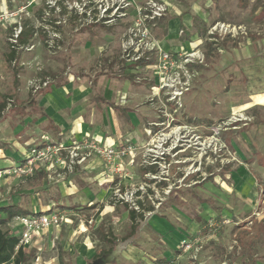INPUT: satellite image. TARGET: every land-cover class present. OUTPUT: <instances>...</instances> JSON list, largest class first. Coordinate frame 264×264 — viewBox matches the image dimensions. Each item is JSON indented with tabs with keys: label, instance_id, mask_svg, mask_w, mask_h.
Instances as JSON below:
<instances>
[{
	"label": "rangeland",
	"instance_id": "1",
	"mask_svg": "<svg viewBox=\"0 0 264 264\" xmlns=\"http://www.w3.org/2000/svg\"><path fill=\"white\" fill-rule=\"evenodd\" d=\"M145 1H136V4ZM263 1L250 0L244 7L245 21L231 23L246 28L245 39H229L232 40L229 42L227 39L216 42H209L206 38L201 41L191 39L182 46L178 53L185 56L198 51L203 59L188 63L190 78L179 79L180 84L175 83L171 89L154 90L160 80L155 68L145 70L142 66L137 74H132L130 79L127 77L125 64L131 62L122 58L121 45L128 27L133 24L134 8L133 20L115 38L119 44L118 53L110 39L82 34L109 32L108 28L91 27L80 34L65 32L62 48L54 54L37 49L19 54L18 102L27 101L29 96L39 99L43 91L53 87L54 78L51 76L52 83L40 93L30 91L29 81L54 73L57 79L67 80L73 88L82 84L90 88L93 100L89 104L95 102L102 106L101 109L110 111L103 100L96 99L107 95L108 101L131 110L130 120L134 126H128L111 112L109 119L103 113V122L110 120L117 125L121 139H128L135 130L143 143L156 145L159 133L173 135L171 130L180 127V132H188V141L184 144H189L187 148L177 144L169 152L165 160L169 164V183L174 184L173 190L154 214L138 219L135 231H131L124 207L117 204V210L111 212L108 207L113 201L109 194L89 184V176L82 175L86 179L78 177L75 182L81 188L82 184L90 186L92 196L84 194L77 198L76 207L82 208L70 212L69 222L60 225L53 234L43 235L24 245V264H91L94 255L111 246L102 237L108 230L112 231L116 241L111 254L105 256L101 264H154L158 259L174 256L175 252L178 254L174 256L173 264H264V111L258 108L264 96L254 95L264 85ZM235 12L234 7L230 13L234 15ZM255 13L260 15L253 18ZM153 27V41L161 47L153 34ZM242 40L250 41V44L238 45L237 42ZM6 49L0 35V65ZM227 50L231 58L225 54ZM249 51L256 53L251 61L243 59ZM222 55L229 60L221 69L218 65L222 62ZM150 58L155 65V56ZM145 71L157 78L156 85L149 86L144 81L147 78ZM11 89L12 77L0 66V92ZM174 92L181 93L179 100L167 102L164 98ZM133 94H139L140 98L132 101ZM88 119L96 123L91 126L98 125V119ZM212 127L215 129L213 139L209 138L213 134ZM149 129L159 131L149 136ZM196 136L201 137L199 142L195 140ZM27 141L24 135L16 137L8 125H0V145L14 151V159ZM181 148L187 150L185 155L191 159H184ZM152 149V153L157 151L154 147ZM174 153L177 155L172 156ZM138 162L137 159L134 169L139 166ZM195 174L199 176L193 179ZM27 180L0 179V205L17 200L21 205L30 206L34 201L50 197L44 191L53 190L60 183L51 179L46 189L35 190L39 191L38 195L31 197L33 191L30 188L41 185V182ZM194 180L199 182L194 184ZM141 181L135 177L132 183ZM89 219L92 221L87 223ZM0 228L8 233L14 232L15 228V236L21 231L13 224ZM185 241L191 249L185 248Z\"/></svg>",
	"mask_w": 264,
	"mask_h": 264
},
{
	"label": "built area",
	"instance_id": "2",
	"mask_svg": "<svg viewBox=\"0 0 264 264\" xmlns=\"http://www.w3.org/2000/svg\"><path fill=\"white\" fill-rule=\"evenodd\" d=\"M9 3V9L0 10V27L6 32L8 47L18 55L32 52L37 47L54 54L61 50L65 32L78 34L91 27L112 28L128 17L129 11L134 8L135 18L125 33L121 54L122 58L131 63L140 60L152 61L150 56H155L156 64L146 66L148 69L155 68L157 76L160 77L154 90L164 87L171 89L175 83L180 84L181 78L188 80L190 74L187 64L195 60L201 62L203 59V55H198V51L185 56L182 53L172 56L153 41L151 28L166 15L169 8L164 0H146L141 5H137L136 0H9ZM30 19H33V35L27 43H22L20 39L24 24ZM206 35L209 42L238 40L247 37V30L242 25L217 21L208 27ZM12 64L18 67L17 61H13ZM51 83V76L44 75L30 80L29 88L32 93H38L48 88ZM180 95L181 93L174 92L164 99L173 102L179 100ZM179 128L171 130L173 135L170 133L168 135L159 133V137L156 135V145L145 142L139 145L130 143L117 147L102 146L96 140L88 138L80 141L72 139L65 143L43 135L40 141L24 152L19 162L0 169V179H26L42 171L50 179L56 177L65 180L78 168H86L91 159L98 158L103 166L105 182L113 185L111 187L113 203L123 205L143 217L150 216L160 209L173 190L174 184L169 183V164L165 159L177 144L185 145L188 132L182 133ZM158 131L159 129L155 131L149 129L148 135L151 136ZM211 131L213 134L209 138L213 139L214 127ZM200 139V136H196L195 140L199 142ZM203 146L204 144L201 149ZM152 147L157 149L155 153H152ZM185 147H189V144ZM175 155L177 153L172 156ZM137 159L139 166L155 167L156 172L148 171L141 182L122 186L121 179L128 175L126 167H133ZM198 182L193 181L194 184ZM105 185L100 183L102 187ZM147 207L151 210L147 211ZM69 213L61 210L14 218L13 226L21 229L18 235L19 246L24 247L33 236L68 223ZM184 244L186 249H191L189 243L185 241Z\"/></svg>",
	"mask_w": 264,
	"mask_h": 264
},
{
	"label": "crops",
	"instance_id": "3",
	"mask_svg": "<svg viewBox=\"0 0 264 264\" xmlns=\"http://www.w3.org/2000/svg\"><path fill=\"white\" fill-rule=\"evenodd\" d=\"M137 2H141V0H136ZM169 8L168 14L157 21L155 27H153V34L158 38V41L164 51L169 52L172 56H176L178 51L182 48V46H186L191 39L201 41L206 38L208 27L217 21H225L228 23H237L245 21V13L244 7L240 6L239 0H164ZM237 10V12L232 15L230 13L231 9ZM10 8L9 0H0V10H5ZM222 13V14H221ZM256 18L260 15V13H255ZM134 12L132 9L129 11L128 17H126L121 23L118 25L108 28L109 32L107 33H99L98 31L85 32L82 34L84 36H88L90 38H95L96 36L104 37L110 39L113 48L116 49L117 53L119 51V44L116 42L115 38L119 36L124 29L130 24V21L133 20ZM218 18V20H216ZM233 21V22H232ZM27 26L32 27L33 19L26 21ZM80 32V33H81ZM79 33V34H80ZM203 36H202V35ZM0 35L4 39V43L6 44V32L3 28L0 27ZM226 41H232L227 39ZM240 41V40H239ZM236 42V41H233ZM238 45H243V47L248 46L250 41L237 42ZM211 44L208 45L210 48ZM37 50L44 51L43 48L37 47ZM8 53V47L6 52L2 56L1 68L6 71L12 77V89L11 91L0 92L1 94H10L13 93L14 104L10 110H5L2 114V118L0 119V125L6 124L13 132H15L16 137L24 135L26 140H28L27 144L20 147V153L16 159L12 156L14 151L8 150L4 145H0V169L11 167L13 164L19 162L24 152L33 144L37 143L38 139L45 134L50 136L53 140L69 143L72 139L80 141L85 138L94 139L102 146H122L126 144H142L143 140L139 139L136 135L135 130L132 131L128 135V139H121V134L117 130L118 126L111 123L110 120H107V123L103 122V113L106 114L107 119H109V114H114L117 117L121 118L128 126L134 123L130 120V115L133 113L131 110H127L121 106L115 105L114 103L108 101L107 95L105 97L97 96V100H103V102L108 106L110 111H106L101 109L95 102L89 104L93 100V93L90 88H87L85 85H79L77 88H73L74 86L65 79H57V76L54 73L52 77L55 80V83L52 84V88L46 91H43L39 99L34 98L33 96H29L27 101L18 102L17 93L19 89V85L13 92V87L15 85L14 78L12 74L6 68L4 64V56ZM225 54H228L231 58V53L227 50ZM256 56L255 52H248L247 56H243V59H254ZM19 57V55H18ZM229 57L222 55V62L219 63V68H225V62L229 60ZM117 58V57H116ZM258 59V58H257ZM239 60V58H236ZM261 60V59H259ZM153 61H148L144 63V65L136 64V63H128L125 64V71L127 73V77L130 79L132 74H137L139 71V67H142L145 70H150L146 68L148 64H151ZM216 66V65H215ZM145 75L147 76L144 81L149 85L153 86L157 84V78L153 77V75L149 71H145ZM18 78V75H17ZM19 80V78H18ZM57 82H62L60 87L56 86ZM19 83V82H18ZM95 84V82H94ZM257 93V94H256ZM254 95L264 96V85L262 86V90L260 92H255ZM132 101L140 98L139 94H133ZM251 98V96H250ZM235 100H239V98H234ZM258 104V103H256ZM255 104V105H256ZM102 107V106H101ZM9 108V106H8ZM260 111H264V101L261 102L258 107ZM111 112V113H109ZM208 117H212L208 114ZM207 117V118H208ZM98 119L97 126H91V123H95L93 120L89 121V119ZM96 124V123H95ZM37 131L40 134H37ZM191 158V157H190ZM133 167H126L128 172L127 177L121 179L122 186L126 187L131 184L135 177L143 180L144 174L148 171H151L153 167L146 166H138L137 169ZM143 169V170H142ZM138 173V175H137ZM82 175L89 176L87 178V182L89 184H94L99 188L102 193L109 194L111 199V187L112 184H109L108 181L105 182V176L103 175V166L101 161L98 158L91 159L86 168H78L73 174L68 175L65 180L57 179L56 177L51 178L54 180L56 184L52 189H48L46 184L51 180L47 177V174L39 171L33 177L28 178L27 181H36L40 180L41 185H37L34 188H30L33 191L31 197L38 195L39 191L35 190H44V194L50 197L47 199H43L38 202H32L30 206H24L19 204L17 200L12 202H6L4 205L14 204L27 210L30 213L35 212H48V211H66L74 212V210L82 208L76 207L77 198L81 195L86 194L87 196H92L91 192L85 184H82L83 188L78 186L75 180L78 177H82ZM83 178V177H82ZM197 178V177H196ZM86 179V178H83ZM195 179V176H193ZM192 180V179H191ZM100 183L106 184L104 187L100 186ZM51 185V184H49ZM31 187V186H30ZM58 187V191L56 189ZM86 187V188H85ZM56 190V191H55ZM26 192H28L26 190ZM61 193L60 196H56V193ZM25 193V192H24ZM55 195V197H54ZM120 205V204H118ZM63 207V208H60ZM122 207H124L122 205ZM57 208V209H54ZM118 208L117 204H114L108 209L110 211H116ZM127 218L130 222L131 231L137 226L139 220L137 219L135 223H133L128 216V210L124 207ZM97 210V209H95ZM147 211L151 210L149 207L146 209ZM32 215V214H30ZM4 215H2V218ZM92 220L86 221L89 223ZM13 224V220L8 222L7 225L11 226ZM16 227V226H14ZM57 228H51L48 231H44L43 233L33 236V239L41 238L43 235L53 234ZM19 230V229H18ZM135 231V230H134ZM9 234H15L14 232H10ZM30 241V242H31ZM155 264V263H154Z\"/></svg>",
	"mask_w": 264,
	"mask_h": 264
},
{
	"label": "trees",
	"instance_id": "4",
	"mask_svg": "<svg viewBox=\"0 0 264 264\" xmlns=\"http://www.w3.org/2000/svg\"><path fill=\"white\" fill-rule=\"evenodd\" d=\"M249 1L250 0H239L240 6L245 7ZM263 6H264V1H263ZM32 35H33V27L27 26V24L25 23L20 42L27 43L32 38ZM7 47H8V45H7ZM17 59H18V54H16L14 51L10 50V48L8 47V53L4 56V64L6 65V68L12 74V76L14 78L15 85L13 87V92H15V89L19 85V83H18L19 80L17 78L19 68L17 67V65L12 64L13 61H17ZM144 63H147V62H145L144 60H140L136 64L144 65ZM50 76H52V74H50ZM61 83L57 82L56 86L60 87ZM13 104H14L13 93H10V94H1L0 93V119L2 118L3 112L6 109L10 110L12 108ZM8 106H9V108H8ZM150 172H152V173L156 172L155 167H153ZM60 208H63V207H60ZM50 211H48V212H50ZM30 214L39 215L42 213L41 212L30 213L27 210L20 208L19 206L14 205V204H9L6 206H0V226L7 224L8 222L12 221L16 217L27 216ZM2 215H4L3 218L1 217ZM128 216H129V219L133 223H135L137 219H140V220L143 219V215L136 214L135 212L130 211V210H128ZM136 228H137V226L135 225V228L133 229V231ZM102 235H103L102 236L103 240L106 243L110 244L111 246L108 249L102 250L98 254L94 255L93 259H98L101 257L108 256L112 252L113 245L116 241V237L113 235L111 230H108L106 233H103ZM177 254L178 253L175 252L174 256H176ZM174 256H172L170 258L158 259L155 262V264H173L174 260L176 259ZM25 259H26V254L24 251V247L22 245L19 246V237L15 236L13 234H9L8 232H5L0 228V264H8V263L24 264Z\"/></svg>",
	"mask_w": 264,
	"mask_h": 264
},
{
	"label": "flooded vegetation",
	"instance_id": "5",
	"mask_svg": "<svg viewBox=\"0 0 264 264\" xmlns=\"http://www.w3.org/2000/svg\"><path fill=\"white\" fill-rule=\"evenodd\" d=\"M186 137H188V135H186ZM187 139H188V138H186L185 143H187ZM185 146H186V144H185ZM185 146H184V147H185ZM182 148H183V147H182ZM182 148L180 149V151H183V154H184V157H185L184 159H189L190 156H188V154L185 155V153L187 152V150H186V149H182ZM186 148H187V147H186ZM194 176H195V177H198L199 175H198V174H195Z\"/></svg>",
	"mask_w": 264,
	"mask_h": 264
},
{
	"label": "water",
	"instance_id": "6",
	"mask_svg": "<svg viewBox=\"0 0 264 264\" xmlns=\"http://www.w3.org/2000/svg\"><path fill=\"white\" fill-rule=\"evenodd\" d=\"M103 258H104V257H101V258L95 259L91 264H101Z\"/></svg>",
	"mask_w": 264,
	"mask_h": 264
}]
</instances>
